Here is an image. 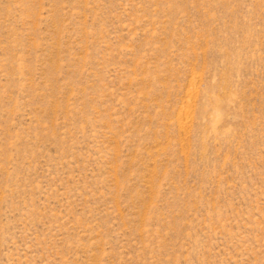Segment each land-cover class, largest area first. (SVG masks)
<instances>
[{
  "label": "rangeland",
  "instance_id": "1",
  "mask_svg": "<svg viewBox=\"0 0 264 264\" xmlns=\"http://www.w3.org/2000/svg\"><path fill=\"white\" fill-rule=\"evenodd\" d=\"M0 264H264V0H0Z\"/></svg>",
  "mask_w": 264,
  "mask_h": 264
}]
</instances>
